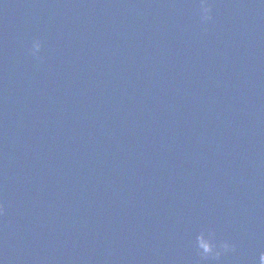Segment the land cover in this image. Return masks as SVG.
Listing matches in <instances>:
<instances>
[{"label":"water","instance_id":"95a60500","mask_svg":"<svg viewBox=\"0 0 264 264\" xmlns=\"http://www.w3.org/2000/svg\"><path fill=\"white\" fill-rule=\"evenodd\" d=\"M211 2L0 0L4 264H259L264 3Z\"/></svg>","mask_w":264,"mask_h":264},{"label":"clouds","instance_id":"9594fccd","mask_svg":"<svg viewBox=\"0 0 264 264\" xmlns=\"http://www.w3.org/2000/svg\"><path fill=\"white\" fill-rule=\"evenodd\" d=\"M264 3V0H261ZM197 14L200 22L207 23L213 19V4L211 0H198ZM42 49V41L33 39L29 49L30 54L39 58ZM5 214V206L0 202V216ZM195 247L202 260L218 261L229 252L235 251V245L228 240H218L214 229L202 230L195 238ZM0 264H4L0 259ZM259 264H264V252L259 254Z\"/></svg>","mask_w":264,"mask_h":264}]
</instances>
